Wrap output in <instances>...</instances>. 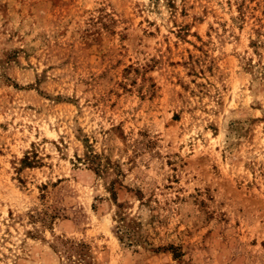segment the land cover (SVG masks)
<instances>
[{"label":"rangeland","instance_id":"rangeland-1","mask_svg":"<svg viewBox=\"0 0 264 264\" xmlns=\"http://www.w3.org/2000/svg\"><path fill=\"white\" fill-rule=\"evenodd\" d=\"M0 264H264V0H0Z\"/></svg>","mask_w":264,"mask_h":264}]
</instances>
